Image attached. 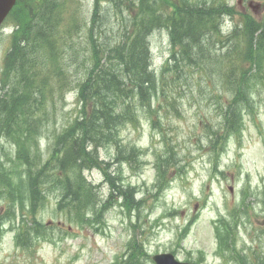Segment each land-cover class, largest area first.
Segmentation results:
<instances>
[{"label":"trees","instance_id":"trees-1","mask_svg":"<svg viewBox=\"0 0 264 264\" xmlns=\"http://www.w3.org/2000/svg\"><path fill=\"white\" fill-rule=\"evenodd\" d=\"M119 2L127 10H136L130 19V36L126 30L123 41L105 46L111 40H104L99 31L102 23L98 24L96 9L83 53L74 43V33L80 24L74 15L70 19L71 14H63L64 0H18L10 14V19L20 27L13 34L4 63L5 76L12 80L3 85L9 87L0 95V195L8 209L0 215V228L7 221L10 226L20 221L17 239L21 246L28 247L33 241L49 236L50 227L38 217L50 192L46 188L48 184H54L52 190L59 191L58 208L70 221L97 224L99 229L108 201L100 205L98 187L88 181L84 169L102 168L111 186L110 198L122 197L129 211L138 207L134 188L115 180H121L122 176L111 175L109 163L100 160L98 148L116 145V159L131 164L134 157L140 156L135 147L122 144L119 137L122 127L138 124L140 107L152 111L151 101L158 96L159 85L168 79L165 72L200 66L201 57L195 54L199 34L216 26L220 15L213 10L215 4L208 6V2L199 8L198 4L191 6L189 0ZM162 27L170 30L173 44L180 43L182 49L173 54L174 65L167 64L161 77H157L149 70L150 42L147 41L151 31ZM32 30L40 34L33 35ZM234 38L236 48L230 63H219L217 72L219 81L233 96L227 107L222 108L221 124L208 129L207 137L214 145L232 130H239L243 120L241 110L251 106L248 95L253 80H264V19L256 20L245 14L243 26L236 29ZM203 45H209V39L200 48ZM39 50L53 56L55 64L47 70H42L40 61L30 55ZM179 54L182 59L178 60ZM67 89H76L79 111L59 130L54 129L44 157L40 141L50 137L46 126L49 106L54 107L56 99L64 96ZM176 154L173 148H168L165 157L156 155L155 163L161 170L159 191L166 184V167L179 162Z\"/></svg>","mask_w":264,"mask_h":264},{"label":"rangeland","instance_id":"rangeland-1","mask_svg":"<svg viewBox=\"0 0 264 264\" xmlns=\"http://www.w3.org/2000/svg\"><path fill=\"white\" fill-rule=\"evenodd\" d=\"M227 2L238 12H251L258 18L264 17V0H228ZM64 3L67 9L66 15L71 14L70 19L74 15L75 20L80 24L78 32L74 33V38L77 36L74 43L83 53L87 44L86 23L91 16L94 0H64ZM102 5L103 10H99L100 12H104L106 8L108 10V14L104 15L102 34L107 33L108 37L118 44L125 36L123 33L132 29L128 22L123 24L122 16L126 14L130 19L134 13L129 11L121 15L116 8L109 7V4L104 5L103 2ZM240 17L241 14H237L233 18L225 19L232 25L237 23ZM3 25L10 27L9 22ZM9 27L0 31V76L4 56L11 46V27ZM169 33L170 30L166 28L155 29L149 37L153 65L158 69L169 56ZM208 46L203 45L199 49L201 59L206 57ZM43 52L45 51L39 50L30 55L40 61L42 70H47L55 63L51 54L48 52L43 54ZM65 56L68 59V50L65 51ZM244 67L250 68V65ZM253 81L251 98L258 116L254 120L245 119L240 144L235 137L228 140L226 152L219 161L221 169L225 171L224 174L213 173L211 150L208 146H202V143H205L203 122L209 121L214 124L220 122L218 105L215 104V99L211 98V95L217 93L218 88L208 86L204 82L202 87L207 91L204 92L205 96L196 85L189 89L179 82L166 88L165 94H161L158 101H152L154 108L152 117L145 110L140 109V124L137 126L127 124L121 129L119 137L122 138L123 143L145 149L143 155L145 162L140 170H132L128 164H121L116 160V145L99 150L100 156L111 162L114 173L123 172L126 183L139 187L138 198L146 199L145 204L141 206L139 216L136 210L129 215L124 205L112 201L109 211L104 214L106 223L101 231L95 230L87 223L83 225L70 223L64 214L57 215L58 211L55 208L59 191L52 190L54 184H48L46 188L48 187L50 192L46 194L47 200L40 213L46 222L52 221L56 232L62 238L59 239L56 234V242L52 240L40 242L30 252L16 245L14 233L8 228L0 232V264H114L116 257L122 259L121 254L126 250V244L131 236H134L135 231L136 244H141L142 250L147 252L136 251L134 259H137L138 264H155L152 259L153 254L159 251H172V249L181 260L191 258L189 261L195 262V259L202 256V252L204 260L201 264H225L226 259L216 252L218 238L214 232V220L220 214H229V211L241 201L242 190L246 186L249 208L246 205L238 211L240 224L236 243L239 257L243 256L251 264H259L260 259H264V84L258 86L262 82ZM2 92L0 89V95ZM219 94L221 105L227 107L231 94L221 89ZM167 100H171L173 106H167ZM48 104L53 103L48 102ZM54 104V107L49 106V119L46 124L47 135L50 137L40 141L44 157L47 154L46 148L49 146L52 132L56 131L54 129L59 130L77 115V100L75 92L71 89L66 96H59ZM175 105L179 108V115L172 111ZM151 118L156 119L158 128L151 125L149 120ZM167 144L174 145L178 150L185 170L183 173L170 170L168 172V178L171 179L170 186L158 199H154L151 183L156 178V172L153 161L155 153L164 154L167 151ZM8 153L11 155V150L8 149ZM86 175L89 180L99 185V197L106 200L110 188L101 172L90 170L86 171ZM7 211V204L0 195V215ZM170 211H173L172 214ZM194 216L197 219L195 218L188 235L178 244L179 229ZM131 222H140L141 226L134 229L131 227ZM8 224L9 221L6 222L7 227ZM226 264L237 263L227 259Z\"/></svg>","mask_w":264,"mask_h":264},{"label":"water","instance_id":"water-1","mask_svg":"<svg viewBox=\"0 0 264 264\" xmlns=\"http://www.w3.org/2000/svg\"><path fill=\"white\" fill-rule=\"evenodd\" d=\"M15 0H0V24L9 12ZM157 264H192L177 261L172 254H159L154 256Z\"/></svg>","mask_w":264,"mask_h":264},{"label":"bare ground","instance_id":"bare-ground-1","mask_svg":"<svg viewBox=\"0 0 264 264\" xmlns=\"http://www.w3.org/2000/svg\"><path fill=\"white\" fill-rule=\"evenodd\" d=\"M106 10H107V8H106ZM113 21V20H112ZM130 22L131 21H128V23L130 24ZM99 24V23H98ZM114 28V27H113ZM162 28H165V27H162ZM162 28H159V29H162ZM167 29V28H166ZM192 29V28H191ZM100 31V30H99ZM103 31V30H102ZM152 32L153 31H151L150 33H149V35H148V43L150 42V40H149V37H150V35L152 34ZM95 33V32H94ZM109 33V32H108ZM101 34V33H100ZM110 34V33H109ZM97 37V36H96ZM114 37V36H113ZM105 39H107V40H111V42H110V44H105V46H110V45H112V44H115L116 42H113L112 40L113 39H111L110 37H108V35H107V33H105V35H104V40ZM125 39V36H124V38H123V40ZM100 40V39H99ZM123 40H121V41H123ZM103 41V40H102ZM98 44V43H97ZM100 44V43H99ZM142 44V43H141ZM103 46V45H102ZM105 46H103V47H105ZM98 48V47H97ZM102 48V47H101ZM143 48V47H142ZM74 50H76V49H74ZM142 51H143V49H142ZM116 63V62H115ZM109 88V87H108Z\"/></svg>","mask_w":264,"mask_h":264}]
</instances>
